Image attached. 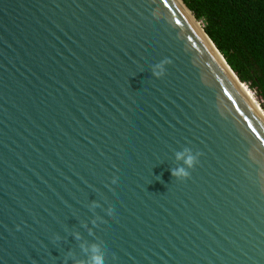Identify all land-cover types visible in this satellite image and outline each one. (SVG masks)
Masks as SVG:
<instances>
[{"label": "water", "instance_id": "1", "mask_svg": "<svg viewBox=\"0 0 264 264\" xmlns=\"http://www.w3.org/2000/svg\"><path fill=\"white\" fill-rule=\"evenodd\" d=\"M239 83L184 0H0V264H264Z\"/></svg>", "mask_w": 264, "mask_h": 264}, {"label": "trees", "instance_id": "2", "mask_svg": "<svg viewBox=\"0 0 264 264\" xmlns=\"http://www.w3.org/2000/svg\"><path fill=\"white\" fill-rule=\"evenodd\" d=\"M184 2L264 108V0Z\"/></svg>", "mask_w": 264, "mask_h": 264}, {"label": "bare ground", "instance_id": "3", "mask_svg": "<svg viewBox=\"0 0 264 264\" xmlns=\"http://www.w3.org/2000/svg\"><path fill=\"white\" fill-rule=\"evenodd\" d=\"M239 86H240V90L242 91V93L244 94V96L246 97V99L249 101V103L257 111V113L260 115V117H262L264 119L263 111H262V109H259L260 106H259V103L256 101L254 94L251 91L248 90V88L245 85V83H239ZM250 99H252L253 101H251Z\"/></svg>", "mask_w": 264, "mask_h": 264}, {"label": "clouds", "instance_id": "4", "mask_svg": "<svg viewBox=\"0 0 264 264\" xmlns=\"http://www.w3.org/2000/svg\"><path fill=\"white\" fill-rule=\"evenodd\" d=\"M179 156H180V154L178 153L177 154V158H179ZM191 162H192V158L191 157H189V159L185 161V163L189 164V166H191ZM171 171H172V175L173 176H177V175H187V173L184 172L183 169H179V170L172 169ZM94 264H102V262L97 259V260L94 261Z\"/></svg>", "mask_w": 264, "mask_h": 264}, {"label": "rangeland", "instance_id": "5", "mask_svg": "<svg viewBox=\"0 0 264 264\" xmlns=\"http://www.w3.org/2000/svg\"><path fill=\"white\" fill-rule=\"evenodd\" d=\"M245 85L247 86V88H248V85L245 83ZM251 89V88H250ZM249 88H248V90L249 91H251L253 94H254V96L256 97V99H257V101H258V103H259V106H260V108L259 109H262L263 111H264V108H263V105H262V102H261V99H260V97L254 92V90L253 89H251L250 90ZM249 97V96H248ZM251 101H253L252 99H250Z\"/></svg>", "mask_w": 264, "mask_h": 264}]
</instances>
